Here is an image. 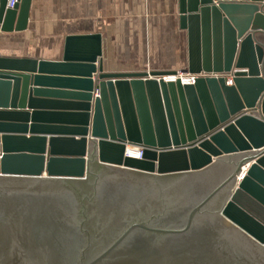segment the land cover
<instances>
[{
    "label": "water",
    "instance_id": "obj_1",
    "mask_svg": "<svg viewBox=\"0 0 264 264\" xmlns=\"http://www.w3.org/2000/svg\"><path fill=\"white\" fill-rule=\"evenodd\" d=\"M179 3L193 85L109 72L100 34L0 55V264H264V0Z\"/></svg>",
    "mask_w": 264,
    "mask_h": 264
},
{
    "label": "crops",
    "instance_id": "obj_2",
    "mask_svg": "<svg viewBox=\"0 0 264 264\" xmlns=\"http://www.w3.org/2000/svg\"><path fill=\"white\" fill-rule=\"evenodd\" d=\"M179 0H32L26 31L0 55L59 61L68 36L100 34L109 72H178L188 64Z\"/></svg>",
    "mask_w": 264,
    "mask_h": 264
},
{
    "label": "built area",
    "instance_id": "obj_3",
    "mask_svg": "<svg viewBox=\"0 0 264 264\" xmlns=\"http://www.w3.org/2000/svg\"><path fill=\"white\" fill-rule=\"evenodd\" d=\"M19 0H8V8L13 9L17 4H18ZM176 76H172V77H168L165 78V80H173V81H180L183 85H193L195 84L198 76L196 75H191L189 73H183L182 71H178L176 72ZM229 84H232V78H229ZM133 149V150H130ZM135 152L137 153V155L139 156V158L142 159L143 157V151L141 148H136V147H128L127 148V152H126V156H130V152Z\"/></svg>",
    "mask_w": 264,
    "mask_h": 264
},
{
    "label": "bare ground",
    "instance_id": "obj_4",
    "mask_svg": "<svg viewBox=\"0 0 264 264\" xmlns=\"http://www.w3.org/2000/svg\"><path fill=\"white\" fill-rule=\"evenodd\" d=\"M130 150H133V149H130ZM130 154H131L130 156H126V157H129V158H132V159H136V160H141V158H139L137 153H135L134 151L133 152L131 151Z\"/></svg>",
    "mask_w": 264,
    "mask_h": 264
}]
</instances>
